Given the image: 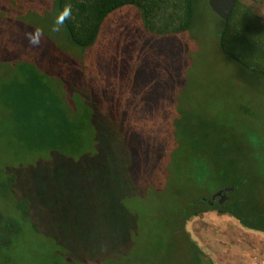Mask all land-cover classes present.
<instances>
[{"label": "trees", "instance_id": "1", "mask_svg": "<svg viewBox=\"0 0 264 264\" xmlns=\"http://www.w3.org/2000/svg\"><path fill=\"white\" fill-rule=\"evenodd\" d=\"M47 1L62 38L75 52L97 48L114 24L112 18L121 12L134 11L141 31L157 39L191 33L199 24L203 5L212 12L208 0ZM37 2L0 0V22L5 23L17 7L23 14L34 12ZM217 18L221 52L239 74L264 92V0H239L228 22ZM4 46L8 52L3 54L0 46V203L7 208H0V264H16L26 238L45 250L36 264H218L188 228L192 219L211 212L264 234V140L255 144L247 133L224 127H214L200 136L199 122L192 123V114L174 109L160 117L145 118L134 106L119 115L98 108L91 100L95 90L81 93L70 87L61 93L27 48ZM82 59L78 64L84 66L83 79L92 86L113 88L107 80L112 77L96 65V58L92 67L83 55ZM57 80L60 85L65 82L61 76ZM136 156L150 162H137ZM123 157L132 162L130 177H143L138 182L141 194L132 193L129 199L140 201L148 188L156 195L157 188L170 191L172 171L180 172L185 166L187 189L199 195L181 203L172 222H140L124 231L125 238L123 232L114 237L111 245L108 238L94 239L87 232L77 235L82 238L67 234L59 238L50 231L45 223L50 221L48 202L43 205L42 199L48 201L51 191L64 195L58 180L60 170L50 166L71 163L75 167L99 158ZM180 158L182 168L176 170ZM145 171L149 172L147 180ZM30 176L40 185L34 187ZM78 188L79 184L73 185L74 190ZM230 188L233 191L229 193ZM226 192L228 198L223 203L222 197L214 199ZM134 218L137 221L138 215ZM39 238L51 242L37 243Z\"/></svg>", "mask_w": 264, "mask_h": 264}, {"label": "rangeland", "instance_id": "2", "mask_svg": "<svg viewBox=\"0 0 264 264\" xmlns=\"http://www.w3.org/2000/svg\"><path fill=\"white\" fill-rule=\"evenodd\" d=\"M33 7L36 10L30 14H23L17 7L5 23L0 22V36H13L0 39L1 52H8L4 45L27 48L32 59L40 62L49 75L51 85L61 93L70 87L81 93H94L95 90L91 100L97 107L109 108L118 115L120 111L129 113L133 106L145 118L160 117L168 109H174L192 114V123L199 122L196 127L200 136L214 127L217 130L224 127L235 133H247L255 144L264 140V92L239 74L236 65L221 52L216 37L220 20L207 5L202 6L195 30L182 37L165 39L141 31L134 11L121 12L112 18L110 23L114 24L97 48L80 51L82 53L71 50L62 38L47 0H39ZM82 55L91 67L96 58V65L112 77L107 78V84L113 88L92 86L91 81L82 78L84 66L78 64ZM60 76L65 80L62 85L57 80ZM108 128L113 129L110 125ZM135 159L142 164L150 162L143 156ZM181 161L180 158L176 163V170L182 168ZM73 166L71 163L50 166L54 171L60 170L58 180L64 186V195L60 191H51L48 201L42 199L43 205L48 202L50 214V221L45 223L59 238L66 234L82 238L77 235L87 232L94 239L108 238L111 245L114 237L123 232L121 236L125 238L124 231L140 222H172L181 203L199 195V192L190 193L187 189L186 166L180 172L172 171L170 191L157 188L156 195L148 188L142 199L138 196L140 201L129 198L132 193L141 194L138 182L143 177H130L133 165L126 157L99 158L94 163ZM118 169L121 171L116 172ZM148 173L145 171L146 180ZM130 179L137 183L135 187ZM29 180L34 187L40 185L31 176ZM74 184H79V188L74 190ZM39 195L43 196L42 193ZM168 197L173 199L168 201ZM162 201H166L165 205ZM0 208L5 210L7 207L0 203ZM188 228L218 264H222L219 258L223 256L222 235L231 233L245 240V234H253L237 220L215 212L192 219ZM30 240L26 238L24 251L18 253L20 259L17 258L16 264H36L43 257L45 250L36 248ZM41 242L51 240L39 238L37 243Z\"/></svg>", "mask_w": 264, "mask_h": 264}, {"label": "crops", "instance_id": "3", "mask_svg": "<svg viewBox=\"0 0 264 264\" xmlns=\"http://www.w3.org/2000/svg\"><path fill=\"white\" fill-rule=\"evenodd\" d=\"M249 233L253 234H245L247 236L245 240L238 239L231 233L222 235L220 241L224 244L223 256L219 257L222 264H249L253 255L264 258V234L252 231Z\"/></svg>", "mask_w": 264, "mask_h": 264}, {"label": "water", "instance_id": "4", "mask_svg": "<svg viewBox=\"0 0 264 264\" xmlns=\"http://www.w3.org/2000/svg\"><path fill=\"white\" fill-rule=\"evenodd\" d=\"M239 0H208L209 6L212 10V12L218 16L221 20L228 22L230 17L232 16L234 9L236 7V4ZM233 188H230L228 192H232ZM225 193L224 196H222L221 193L216 194L214 199L216 197H222L221 203L227 200L228 196L227 193Z\"/></svg>", "mask_w": 264, "mask_h": 264}, {"label": "built area", "instance_id": "5", "mask_svg": "<svg viewBox=\"0 0 264 264\" xmlns=\"http://www.w3.org/2000/svg\"><path fill=\"white\" fill-rule=\"evenodd\" d=\"M249 264H264V258L259 255H253Z\"/></svg>", "mask_w": 264, "mask_h": 264}, {"label": "clouds", "instance_id": "6", "mask_svg": "<svg viewBox=\"0 0 264 264\" xmlns=\"http://www.w3.org/2000/svg\"><path fill=\"white\" fill-rule=\"evenodd\" d=\"M64 15H65V16H67V15H68V13H65Z\"/></svg>", "mask_w": 264, "mask_h": 264}, {"label": "flooded vegetation", "instance_id": "7", "mask_svg": "<svg viewBox=\"0 0 264 264\" xmlns=\"http://www.w3.org/2000/svg\"><path fill=\"white\" fill-rule=\"evenodd\" d=\"M217 199H219V197Z\"/></svg>", "mask_w": 264, "mask_h": 264}]
</instances>
